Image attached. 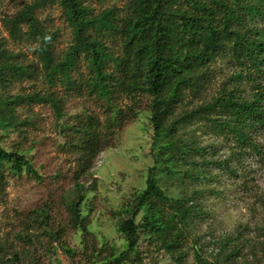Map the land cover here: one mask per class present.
Returning <instances> with one entry per match:
<instances>
[{
	"label": "rangeland",
	"instance_id": "obj_1",
	"mask_svg": "<svg viewBox=\"0 0 264 264\" xmlns=\"http://www.w3.org/2000/svg\"><path fill=\"white\" fill-rule=\"evenodd\" d=\"M35 1L0 0V53L9 56L0 62L28 72L17 80L8 78L0 95L49 96L61 117L53 103L19 102L13 108L18 124L0 131V145L23 152L37 174L18 175L3 167L0 264H105L127 250L119 227L132 216L136 224L140 221L137 197L149 179L171 200L197 191L191 203L199 212L174 230L180 234L178 249L167 252L158 240L141 234L122 264H194L195 253L225 264L231 250L237 252L227 264H264V128L251 132L258 151L238 155L234 140L203 120L181 121L174 138L202 150L187 153L186 160L194 165L178 164L180 173L168 175L154 164L159 141L150 121L151 97L115 91L108 101L101 92L90 93L91 58L78 52L66 59L72 29L56 3L33 13L42 30L56 36L51 69L42 66L39 37L29 32L28 24L12 28L11 20ZM83 1L93 13L115 7L118 18L126 14V0ZM255 24L264 33V22ZM104 44L115 58L126 57L118 37L104 39ZM207 72L199 95L186 93L174 119L211 101L222 88H234L244 97L255 83L264 88V64L258 72L221 53ZM86 133L88 146L83 143ZM198 173L203 179L189 177Z\"/></svg>",
	"mask_w": 264,
	"mask_h": 264
},
{
	"label": "trees",
	"instance_id": "obj_2",
	"mask_svg": "<svg viewBox=\"0 0 264 264\" xmlns=\"http://www.w3.org/2000/svg\"><path fill=\"white\" fill-rule=\"evenodd\" d=\"M49 3L59 6L72 29L73 44L66 59L78 52L91 58L90 93L101 92L108 101L115 91L127 95L141 92L151 97L150 121L154 137L159 141L153 159L161 171L177 175L180 172L176 165L195 163L186 160L187 153L202 150L190 148L179 137L174 138L181 121L203 120L218 134L233 139L238 155L246 149L258 151L251 132L264 128V88L256 83L251 85L248 97L239 95L234 88H222L211 101L177 119L173 118V112L186 93L191 97L199 95L208 79L209 64L218 54L231 55L240 65L248 64L261 72L264 33L255 22H264V0H126V14L120 18L115 7L93 13L83 0H36L11 20V26L15 29L17 24L26 23L29 32L39 37L38 54L46 70L53 67L51 49L56 36L42 30L33 13ZM114 37L121 39L126 53L121 60L112 56L104 44V39ZM0 57L8 59L9 56L0 53ZM110 66L118 77L108 69ZM27 73L24 67L1 61L0 89L6 87L10 79H20ZM62 74L67 80L68 75ZM52 101L51 97L38 93L23 97L0 95V131H9L18 124L13 115L17 103ZM55 110L61 117L60 108L55 106ZM84 136L83 143L88 146V134ZM4 166L18 175L25 172L37 176L23 152L7 151L0 145V182L4 179ZM189 177L203 179L199 173L189 174ZM197 194L195 191L188 197L171 200L157 186L156 180L149 179L137 197V209L142 211L140 221L136 224L132 216L119 227L126 251L137 246L141 234L158 240L159 247L167 252L178 249L180 234L173 232L199 212L196 204L191 203ZM166 206L172 211H166ZM126 251L112 255L105 264H122L127 258ZM236 252L231 250L223 262L227 264ZM194 260V264H213L196 253Z\"/></svg>",
	"mask_w": 264,
	"mask_h": 264
}]
</instances>
